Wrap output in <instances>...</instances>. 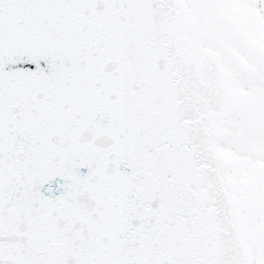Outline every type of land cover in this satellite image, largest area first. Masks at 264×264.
I'll list each match as a JSON object with an SVG mask.
<instances>
[{
    "label": "snow or ice",
    "instance_id": "1",
    "mask_svg": "<svg viewBox=\"0 0 264 264\" xmlns=\"http://www.w3.org/2000/svg\"><path fill=\"white\" fill-rule=\"evenodd\" d=\"M0 264H264V0H0Z\"/></svg>",
    "mask_w": 264,
    "mask_h": 264
}]
</instances>
